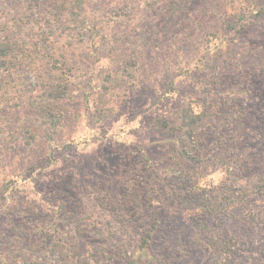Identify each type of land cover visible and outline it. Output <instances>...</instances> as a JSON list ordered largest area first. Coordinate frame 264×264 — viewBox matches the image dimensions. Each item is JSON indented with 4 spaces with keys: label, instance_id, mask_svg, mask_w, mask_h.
Instances as JSON below:
<instances>
[{
    "label": "rangeland",
    "instance_id": "obj_1",
    "mask_svg": "<svg viewBox=\"0 0 264 264\" xmlns=\"http://www.w3.org/2000/svg\"><path fill=\"white\" fill-rule=\"evenodd\" d=\"M81 1L76 11L74 0H0L4 264L43 257L51 228L105 244L103 264H140L131 243L150 218V264H264V41L254 34L242 49L212 50L193 73L205 30L218 27L200 11L206 0ZM95 34L96 51L87 47ZM230 83L240 107L224 94ZM200 104L214 117L198 123L186 159L180 109ZM235 198L243 205L231 208ZM203 226L209 233L195 241Z\"/></svg>",
    "mask_w": 264,
    "mask_h": 264
},
{
    "label": "trees",
    "instance_id": "obj_2",
    "mask_svg": "<svg viewBox=\"0 0 264 264\" xmlns=\"http://www.w3.org/2000/svg\"><path fill=\"white\" fill-rule=\"evenodd\" d=\"M74 1L76 2L72 3L74 9L76 11L82 10L83 1ZM235 6L236 5L229 4L228 0H206L204 5L199 6L201 8L200 11L204 12V16L208 15V17H214V19L217 21L216 23L218 24V27H216L215 29L210 27L209 31L205 30L203 34L205 50L200 52V50L195 49L196 63L193 64L191 69L193 73H196L197 71L199 72L201 69L202 71L203 69H205V61L208 55H210V51L212 50H214L215 52H219V54L228 53L232 48H234L231 46L233 43L239 44V46L237 47L240 48L238 49H242L240 45H248V42L251 39L256 38L255 35L258 39L264 41V33L259 32L258 28V25L264 20V1L262 2L260 0H247L246 4L244 5H238L236 6L237 8H235ZM233 9L236 11L232 12ZM230 12L232 13V15H236V18L234 16H232L231 18ZM75 22H77L76 19ZM95 35L92 37L91 42L87 43V47H92L94 51L98 49V43L95 44V42L99 39V35ZM211 41L212 44H210ZM6 50V41L4 39H0V60L6 59ZM55 55V53H45L46 59L48 60L47 62L50 63V65L55 69H60L57 66V60L54 58ZM94 55L95 53L91 49V53H89L90 59ZM219 57L220 55L217 57V59ZM180 69L181 72H178L177 74H182L184 72L182 70V67H180ZM236 89L237 88H234L230 83L229 85H226L224 94L227 99H230L231 102L240 107L237 101L241 95L240 93H236ZM198 90L200 89L197 88L195 90V93L198 92ZM204 97L205 96H203L202 100L205 99ZM196 98L197 97H195V95H191L192 100L196 101ZM48 111L51 112V109H49ZM207 112L209 111L202 104H200L197 110L192 109V105L183 106L180 109L179 124L177 128L181 129L182 132L179 136H177L176 142L179 143L181 156L185 157L186 159H189L190 155H193L190 152L191 147H194V145L199 141V133L197 134V127L200 124L198 123H201L204 120L208 119L207 117H209L210 120L214 117L212 115V111L209 113ZM262 112H264V108H262ZM196 159L198 160V156L195 158V160ZM200 173H202V170H200ZM200 179H203V177H197L195 184L192 183L195 189H201L199 184ZM205 184V186L208 185L207 183ZM213 188H217V186H213ZM239 203L240 206H242L243 200L241 201L239 198H235L231 208H237ZM194 212L202 215L203 213H206L207 210L206 208H197L194 210ZM174 213L176 215L182 214L184 218H187L188 216V212H181L180 210H176L174 211ZM231 214H233V212H231ZM157 226V222L153 221V219L150 218L145 230H143L138 236V239H136V244L135 242L131 243L133 247L132 259H134V261L140 262V264H150V262L153 260L154 255L153 253L148 251V247L152 246V243L150 241L154 237ZM234 227L235 226H233V228ZM209 230L210 226L195 228L193 239L195 241L205 240L204 234H208ZM58 231L59 230H54L51 228L50 232L52 233V235L50 234V236H48L47 238V241H49L48 244L45 240L41 245L37 247L44 251L43 257L36 255V258L34 260L30 259L29 256L28 258L24 257L22 264H103L102 262L105 259V261L108 260V248L105 244L103 245L104 247L101 250L96 249L94 246H86L83 239L81 240L79 238L71 240V236H68L69 234L67 231H63L61 233H59ZM48 233L49 232L47 230H40L41 236ZM56 233H59V235L55 236ZM230 236L232 237L233 234H230ZM207 245L208 247L211 246L209 244ZM4 260L5 258L1 256V264H4Z\"/></svg>",
    "mask_w": 264,
    "mask_h": 264
}]
</instances>
